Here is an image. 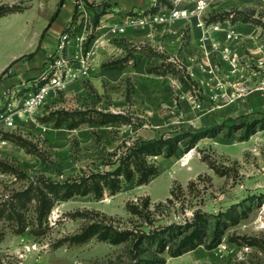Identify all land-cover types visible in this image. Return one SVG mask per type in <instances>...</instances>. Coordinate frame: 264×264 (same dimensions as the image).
Masks as SVG:
<instances>
[{
    "label": "rangeland",
    "instance_id": "rangeland-1",
    "mask_svg": "<svg viewBox=\"0 0 264 264\" xmlns=\"http://www.w3.org/2000/svg\"><path fill=\"white\" fill-rule=\"evenodd\" d=\"M85 1L87 29L66 28L72 44L65 55L72 56L73 70L65 87L4 131L9 141L0 148V207L17 192L44 187L47 178L72 182L113 171L143 141L171 139L175 151L163 142L161 153L144 154L157 167L147 182L135 174L130 181L122 177L118 191L57 198L41 225L36 198L18 205L27 226L18 232L0 218V264H264V92L256 90L252 70L242 76L222 57H172V50L162 52L138 32L112 36L83 63L75 56L87 52L103 19L109 24L141 8V0L128 1L126 11L116 10L112 0ZM144 1L150 7L151 0ZM58 2L0 0V74ZM263 3L213 0L206 19L234 12L235 19L259 23L242 9L260 11ZM15 11L25 13L18 18ZM58 15V23H66L67 11ZM80 15L74 7L71 21ZM24 19L33 29L20 36ZM158 26L168 27L158 24L153 34ZM189 30L182 28V41ZM80 32L83 42L76 39ZM20 95L21 104L26 93ZM92 222L133 234L119 243L98 236L69 240ZM187 236L196 244L175 255Z\"/></svg>",
    "mask_w": 264,
    "mask_h": 264
},
{
    "label": "built area",
    "instance_id": "built-area-1",
    "mask_svg": "<svg viewBox=\"0 0 264 264\" xmlns=\"http://www.w3.org/2000/svg\"><path fill=\"white\" fill-rule=\"evenodd\" d=\"M172 1L173 5H169L164 0H151L150 7H141L128 13L126 11L120 20L104 25L106 28L102 32L100 29L103 25H98V37L92 39L93 42L85 54L80 52L75 57H83L82 62L86 63L85 57H92L103 45L105 38L110 39L112 36L126 34L130 28L152 30L158 24L169 27L178 20L195 17L197 25L201 27V35L198 39L199 50L196 57H207L209 62L210 57H222L232 67L231 71L239 72L242 76L245 75L244 69L250 68L254 80L257 81L256 90L264 92V13H261L264 11V3L260 6L261 10L258 9L253 15L254 18L261 20L256 23L257 28L245 34L239 28V25L244 23L235 19L234 12L228 16H219L212 21L206 19L210 17L213 0ZM74 5L81 15L78 21H71L68 30L76 28L86 30L89 20L88 17L85 20L83 17L88 14V5L85 0H74ZM68 30L59 35L57 52L49 55L53 57L52 61L49 60L47 63L48 60H46L44 69L33 84V89L26 93L25 100L20 104V97H22L20 93L23 92L21 87L7 90L0 99V148L9 141L4 131L17 126L19 116L41 107L47 101L49 93L57 88L65 87L68 77L72 75L73 65L71 59L68 58L72 56L65 55L66 48L72 44L71 33ZM81 33L76 39L83 42L85 36ZM212 70L213 66L209 64L208 71Z\"/></svg>",
    "mask_w": 264,
    "mask_h": 264
},
{
    "label": "trees",
    "instance_id": "trees-1",
    "mask_svg": "<svg viewBox=\"0 0 264 264\" xmlns=\"http://www.w3.org/2000/svg\"><path fill=\"white\" fill-rule=\"evenodd\" d=\"M64 3V0H60L58 3V8L51 17V20L47 27L45 28L41 40L44 36V33L48 31L52 22L58 16L61 7ZM13 12V11H12ZM0 14V16L4 15ZM245 18H249V15L245 14ZM34 52L25 54L22 57L32 55ZM14 60L9 66H7L2 73L0 74V80L9 72L10 67L14 64ZM171 139L165 140H155V141H143L139 145H134L130 150V153L120 160V164L113 171H107L103 174L101 173H91L88 176L82 177L79 180L75 181H57L51 178L44 180V187L40 186H31L21 192H17L12 195V201L3 203L0 207V218H5L9 222H12L16 226L18 232H22L27 226L26 219L24 214L18 209L26 207L27 203L30 202L33 198H36L38 203L36 204V211L38 213L37 220L40 225L43 223L44 217L48 215L55 203L57 198L66 199L75 194H88L91 191H94L96 195H102L104 188L108 187L112 191H118L121 187V179L124 177L126 180L130 181L133 179L136 174L138 177L139 183L147 182L153 175L157 173V167L153 164L148 163L144 154L152 153L159 154L161 153V144L165 142L169 146V152L173 153L175 151V145ZM17 201H16V200ZM15 201V202H14ZM133 234L130 230H117L111 225L102 224L101 222H92L89 225L85 226L80 232L74 234L72 237H69L70 241L73 242H84L90 237L98 236L103 240H109L112 243H119L127 240ZM157 234V233H156ZM2 232L0 231V240L2 239ZM158 235H155L156 237ZM146 238V237H145ZM187 236L185 239L181 240L176 249L173 250L175 255H178L185 250L191 248L195 245V241L188 239Z\"/></svg>",
    "mask_w": 264,
    "mask_h": 264
},
{
    "label": "crops",
    "instance_id": "crops-1",
    "mask_svg": "<svg viewBox=\"0 0 264 264\" xmlns=\"http://www.w3.org/2000/svg\"><path fill=\"white\" fill-rule=\"evenodd\" d=\"M60 1V0H59ZM130 0H112V2H118L115 3L113 6L116 10L126 11L130 7L128 3ZM128 2V3H127ZM59 3V2H58ZM146 1L141 0L137 4V7L134 6V8H140L145 7ZM74 4L73 0H64V3L61 7V9H64V11H67L68 20H66V23H58V16L56 19L52 22L50 28L48 31L44 33V36L41 40L42 34L47 27V21L51 20L52 15L54 14V11L49 12V18L46 22L43 23L42 28L32 30V34L30 36L31 41L29 45L17 52L11 55L10 57H22L25 54H29L31 52H34V54L30 56H25V58L17 61L14 63V65L9 69V72L4 75V77L0 80V99L3 98L5 92L9 89L13 88H19L21 87L25 93L31 91L33 87H31V80L36 81L40 73L45 67V62L47 60V57H49L50 54L56 53L57 44L59 35L66 30L71 24V19L74 12ZM132 7V6H131ZM24 11H18L14 12L12 14L15 15V17L22 18V14H24ZM117 13H113L112 15L115 16ZM110 15V14H106ZM117 19V18H116ZM103 22L100 23L102 26V29L100 31H104L106 27L104 25H107L105 19L102 20ZM50 22V21H49ZM244 24H240L239 28L240 30L247 34L250 31V28H257V25L253 21H245ZM23 26V27H22ZM30 26L31 29L33 27L31 25H28V21L25 19L22 21V25L20 24L18 27L19 29V35L21 36L22 33L26 28ZM182 26H189L190 28V36H188L185 40H181V32H182ZM150 30V32L148 31ZM153 30L149 28L141 29L140 31H128L126 33L129 34V32H138L140 35L146 36V38L150 39L152 44L158 47L162 52L165 50H172L173 56L172 57H196L197 56V46L199 45L198 37L201 35V27L197 25V19L195 17H192L190 19H184V20H178L175 23H173L169 27L164 26H158L155 28V33H152ZM100 32V33H101ZM125 35V34H124ZM27 35L24 37L26 38ZM109 40L107 38L104 39L102 46L109 45ZM124 45V44H123ZM180 47H182V50H180ZM32 49L31 51H28L27 49ZM15 59V60H16ZM35 83V82H34ZM30 88H27L29 87Z\"/></svg>",
    "mask_w": 264,
    "mask_h": 264
},
{
    "label": "water",
    "instance_id": "water-1",
    "mask_svg": "<svg viewBox=\"0 0 264 264\" xmlns=\"http://www.w3.org/2000/svg\"><path fill=\"white\" fill-rule=\"evenodd\" d=\"M242 11L249 15H255L257 12L256 8L253 7H245L244 9H242Z\"/></svg>",
    "mask_w": 264,
    "mask_h": 264
}]
</instances>
